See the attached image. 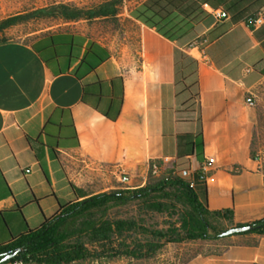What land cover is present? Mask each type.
Segmentation results:
<instances>
[{"label": "crops", "instance_id": "crops-1", "mask_svg": "<svg viewBox=\"0 0 264 264\" xmlns=\"http://www.w3.org/2000/svg\"><path fill=\"white\" fill-rule=\"evenodd\" d=\"M143 1L116 16L134 27L118 43L75 27L0 41V244L82 199L75 186L91 195L142 186L150 160L165 156L192 168L215 158L199 198L233 209L237 224L264 217L247 103L264 79V23L245 21L264 0L201 3L205 14L176 34L137 19ZM205 241L189 264H264V235Z\"/></svg>", "mask_w": 264, "mask_h": 264}, {"label": "trees", "instance_id": "trees-1", "mask_svg": "<svg viewBox=\"0 0 264 264\" xmlns=\"http://www.w3.org/2000/svg\"><path fill=\"white\" fill-rule=\"evenodd\" d=\"M219 1L145 0L133 10V15L152 28L176 34L185 27L186 19L196 21L198 16L205 14L201 3L210 2L216 6ZM123 4L124 0H105L92 7L60 3L38 8L0 20V36L19 23L46 16L58 15L66 21L116 17ZM74 188L82 199L62 203L60 212L47 218L41 226L29 228L11 241L0 244V264L16 261L23 264H75L118 256L149 258L166 242L224 237L225 230H219L213 222L216 218L227 220L230 227L254 226L252 231L238 234L264 235V217L249 224L234 223L233 209L211 211L199 198L196 187L171 170L161 176L149 174L146 184L137 187H119L92 195L76 186ZM132 204L137 206V216L123 213V209ZM151 213L168 214L178 219L177 222L169 221L166 228H153L145 218ZM20 248L22 250L15 257L1 262L5 255Z\"/></svg>", "mask_w": 264, "mask_h": 264}, {"label": "rangeland", "instance_id": "rangeland-1", "mask_svg": "<svg viewBox=\"0 0 264 264\" xmlns=\"http://www.w3.org/2000/svg\"><path fill=\"white\" fill-rule=\"evenodd\" d=\"M105 0H0V20L21 13H29L42 7H53L60 3H68L79 7H92L100 4ZM142 0H124L121 7L123 11H127ZM98 18V19H82L80 23L68 22L58 16H46L42 18H34L28 21L19 23L7 29L1 36V39H30L47 30L61 29L66 27H75L76 29H85L94 36L103 40L113 39L117 43L120 42L127 30H132L134 27L125 18ZM124 40V39H123ZM255 108H256V123H255V138H254V155L258 157L261 169L264 171V79L255 90ZM112 182L115 184H123L116 177L112 176ZM123 213L127 215L137 216L136 204H132L123 209ZM146 222L153 228H166L169 221L177 222V216L168 214L151 213L145 216ZM214 224L219 230H226L230 224L225 219H213ZM211 243L203 239L185 241V242H166L165 245L152 257L137 259L128 256H118L114 258L88 259L79 261L75 264H189L193 253L198 252L201 248L205 250V243ZM200 247V248H199ZM16 264V263H8Z\"/></svg>", "mask_w": 264, "mask_h": 264}, {"label": "built area", "instance_id": "built-area-1", "mask_svg": "<svg viewBox=\"0 0 264 264\" xmlns=\"http://www.w3.org/2000/svg\"><path fill=\"white\" fill-rule=\"evenodd\" d=\"M211 12L218 18H228L229 13L222 8H213ZM245 21L252 27L259 26L264 23V10L258 13L249 14ZM247 103L251 106H255L256 100L253 97L247 98ZM258 159V157H256ZM175 159L170 156H165L162 159H151L149 162V174L154 176H161L167 171L171 170L174 174L179 175L189 182L193 187L197 186L198 182L206 183L212 176L213 164L215 158L210 157L206 161H203L199 167L192 168L191 166L173 165ZM121 181L123 183H130L131 179L128 174L121 175ZM16 264H23L21 261L14 262Z\"/></svg>", "mask_w": 264, "mask_h": 264}, {"label": "water", "instance_id": "water-1", "mask_svg": "<svg viewBox=\"0 0 264 264\" xmlns=\"http://www.w3.org/2000/svg\"><path fill=\"white\" fill-rule=\"evenodd\" d=\"M254 229L253 225H243V226H232L228 229H226L222 235L223 236H230V235H234V234H238V233H242V232H248V231H252ZM22 249H17L7 255H5L1 262H7L9 261L11 258L15 257Z\"/></svg>", "mask_w": 264, "mask_h": 264}]
</instances>
